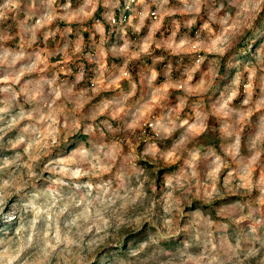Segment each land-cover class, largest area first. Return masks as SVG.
Wrapping results in <instances>:
<instances>
[{
  "label": "rangeland",
  "instance_id": "rangeland-1",
  "mask_svg": "<svg viewBox=\"0 0 264 264\" xmlns=\"http://www.w3.org/2000/svg\"><path fill=\"white\" fill-rule=\"evenodd\" d=\"M194 3L101 0L99 6H93L87 0H22L21 8L16 9L13 0L4 10L5 19L0 20V52L15 55L24 51L39 69L34 75L44 76L49 83L55 76L57 82L74 84L82 71L84 79L75 84L77 90L98 83V95L112 97L121 90L131 93L133 100L143 101L141 115L149 120L157 112L175 111L181 121L192 117L194 143L210 161L208 175L216 183L206 193L209 202L192 199L184 211L200 209L206 214L203 219L210 215L217 222H225L223 217L237 218L239 223L229 229L228 236L234 244L251 230L252 222L245 219L248 210L264 212V201L259 199L264 167L251 159L258 155L259 164L264 165L260 123L264 115L260 88L264 79V0L255 9L244 8V0L231 4L225 0L215 13H209L204 4L194 7ZM201 105L208 110L203 115L215 124V132L197 124ZM225 105L239 113V128L232 124L225 130L220 124L224 117L214 113ZM5 107V119L11 120L17 114L11 93H0V108ZM50 120L42 130L45 137L57 134L52 127L56 117ZM27 127L28 121L21 119L0 137V222L10 224L0 232V264H89L106 246L142 230L137 239L129 240L128 256L115 257L109 264H179L184 242L191 241L192 235L166 233L164 224L170 200L167 181L180 178L186 161L161 166L150 158L136 161L137 168L151 173L154 183L147 194L152 200L146 206L129 205L128 182L112 180L110 172L71 180L53 171L49 161L61 152L66 157L67 147L61 144L41 156L39 141L35 149L17 143ZM143 131L146 137L154 135L151 123L144 124ZM226 136H239L241 146L237 148L234 139L225 145ZM249 137L259 143V153L246 146ZM88 139L79 132L68 137L73 145ZM129 150L143 156L154 151V146L141 141ZM216 156H228L229 167L218 163ZM30 170L31 177L27 175ZM109 180L110 186L104 187ZM89 183L92 187H85ZM226 184L237 189L235 193L213 200L212 192L217 188L225 191ZM101 199L114 200L107 211L101 210ZM257 231L264 235V228ZM158 235L159 242H154ZM68 239L76 242L67 244ZM242 248L259 249L260 245L247 243ZM240 259L244 264H260L264 253L247 260L241 255Z\"/></svg>",
  "mask_w": 264,
  "mask_h": 264
},
{
  "label": "clouds",
  "instance_id": "clouds-1",
  "mask_svg": "<svg viewBox=\"0 0 264 264\" xmlns=\"http://www.w3.org/2000/svg\"><path fill=\"white\" fill-rule=\"evenodd\" d=\"M12 2L13 0H4V3L0 4V20L5 19L4 10ZM14 2L16 9H20L22 0ZM224 2L225 0H195L194 7L204 4L209 13H215L223 7ZM227 2L231 4L232 0ZM260 2L262 0H244L243 7L255 9ZM87 3L99 6L101 0H87ZM12 14L15 15V10ZM77 16L80 19L84 18L79 12ZM34 73H39V69L24 55V51L15 55L6 50L0 52V93H11L12 103L17 109V114L11 120H6L4 114L8 109L0 108V137L21 119L27 120L26 135L17 142L18 144H29L35 149L39 141L41 156L48 155L54 147L64 144L68 149L67 156L61 152L59 157L49 161L53 171L71 180L81 177L89 179L102 177L104 172H110L112 180L123 179L128 182L125 193L129 205L139 203L146 206L152 200L147 194V188L154 183L150 178L151 173L137 168L136 161L150 158L157 166L186 161L187 166L180 178L170 177L167 181L170 200L167 208L168 218L164 224L166 233L177 234L183 231L192 235L191 241L184 242L179 264H244V260L240 259L241 255L247 260L257 253H264V235L258 234L257 231L264 228V218L256 219L258 214L264 216L262 210H248L245 219L252 222L251 230L247 236L237 239L234 244L229 241L228 236L229 229L239 223L237 218L223 217L221 220L225 222H217L210 215L203 219L206 214L200 209L184 211L192 199L209 202L206 193H209L216 183L215 177L208 175L210 161L194 143L190 131L192 117L181 121L175 111L157 112L149 120L148 117L141 115L143 101L133 100L131 93L121 90L112 97L98 95V83H94L91 89L77 90L75 84L84 79L82 71L77 74L75 83L71 85L57 82L58 78L55 76L49 83L44 76ZM109 79H112L111 75ZM260 88L264 93V79L261 80ZM244 103L248 104V101L245 100ZM261 103L264 106V100ZM210 104L216 108L214 102L210 101ZM207 111L200 106L197 124L204 130L215 132V124L203 115ZM214 114L224 117L220 124L225 130L232 124L240 127L239 113L234 108L225 105ZM53 115L56 117V123L52 127L57 129V134L54 137H45L42 130L51 123L50 117ZM101 117L104 118L100 119ZM146 123L153 125L154 135L145 136L143 125ZM260 123L261 137L264 138V115L260 117ZM77 132L87 136L88 141L73 145L68 137ZM233 139L235 146L239 148L241 146L239 136L234 138L226 136L225 145L233 142ZM141 141L153 145L154 151L137 156L135 151L129 150L135 148ZM246 146L257 153L262 150L259 143L253 141L251 137ZM214 159L224 168L229 167L228 156L223 158L216 156ZM243 159L247 161V157ZM251 159L253 164L264 167L259 164L258 155H251ZM27 175L31 177L34 173L30 170ZM110 183L111 180L104 187L110 186ZM133 183L136 187L132 186ZM85 187L91 188L92 184L89 183ZM247 187L250 190L251 185ZM224 189L225 191H221L217 188L212 192V199H223L237 190L228 184L224 185ZM259 193V199L264 201V176L259 181ZM113 202L114 200L105 202L101 199V210L107 211L108 204ZM242 207L248 208V205ZM159 239L158 235L154 242H159ZM75 242L71 239L66 240L67 244ZM256 242L260 245L259 249L242 248V244ZM194 252L198 254H193ZM260 264H264V260H261Z\"/></svg>",
  "mask_w": 264,
  "mask_h": 264
},
{
  "label": "trees",
  "instance_id": "trees-1",
  "mask_svg": "<svg viewBox=\"0 0 264 264\" xmlns=\"http://www.w3.org/2000/svg\"><path fill=\"white\" fill-rule=\"evenodd\" d=\"M119 18V16H118ZM89 33L86 32V35ZM10 228V224L4 223L1 225L0 222V232L8 230ZM144 232L143 230L139 233H128L124 238H122L118 243L115 245H108L106 246L102 251H100L97 255V258L94 262L89 264H109L110 261L114 260L115 257L118 256H128V248H129V240L131 239H137L139 234ZM130 234H133L135 236H132ZM113 244V243H112Z\"/></svg>",
  "mask_w": 264,
  "mask_h": 264
},
{
  "label": "built area",
  "instance_id": "built-area-1",
  "mask_svg": "<svg viewBox=\"0 0 264 264\" xmlns=\"http://www.w3.org/2000/svg\"><path fill=\"white\" fill-rule=\"evenodd\" d=\"M156 17H157V14L156 13H153ZM113 20L115 21L116 19L115 18H113Z\"/></svg>",
  "mask_w": 264,
  "mask_h": 264
}]
</instances>
